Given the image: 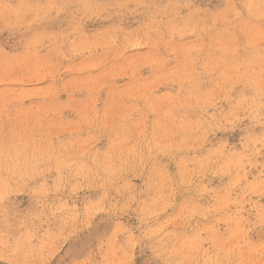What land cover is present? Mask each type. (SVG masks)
Segmentation results:
<instances>
[{
  "label": "rangeland",
  "instance_id": "rangeland-1",
  "mask_svg": "<svg viewBox=\"0 0 264 264\" xmlns=\"http://www.w3.org/2000/svg\"><path fill=\"white\" fill-rule=\"evenodd\" d=\"M0 264H264V0H0Z\"/></svg>",
  "mask_w": 264,
  "mask_h": 264
}]
</instances>
